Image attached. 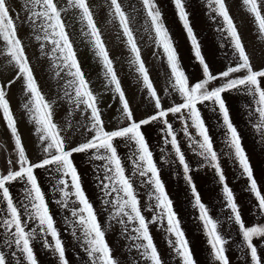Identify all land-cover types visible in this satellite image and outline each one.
<instances>
[{
    "label": "crops",
    "instance_id": "obj_1",
    "mask_svg": "<svg viewBox=\"0 0 264 264\" xmlns=\"http://www.w3.org/2000/svg\"><path fill=\"white\" fill-rule=\"evenodd\" d=\"M0 264H264V0H0Z\"/></svg>",
    "mask_w": 264,
    "mask_h": 264
}]
</instances>
